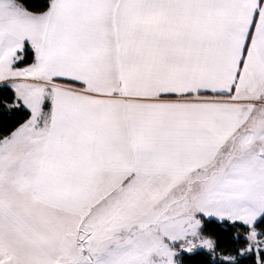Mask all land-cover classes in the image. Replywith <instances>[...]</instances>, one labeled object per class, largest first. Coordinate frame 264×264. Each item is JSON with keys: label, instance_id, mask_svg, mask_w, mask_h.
<instances>
[{"label": "snow or ice", "instance_id": "obj_1", "mask_svg": "<svg viewBox=\"0 0 264 264\" xmlns=\"http://www.w3.org/2000/svg\"><path fill=\"white\" fill-rule=\"evenodd\" d=\"M0 264H264V0H0Z\"/></svg>", "mask_w": 264, "mask_h": 264}]
</instances>
